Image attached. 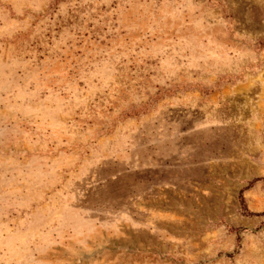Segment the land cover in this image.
I'll return each instance as SVG.
<instances>
[{
  "label": "rangeland",
  "instance_id": "374dc122",
  "mask_svg": "<svg viewBox=\"0 0 264 264\" xmlns=\"http://www.w3.org/2000/svg\"><path fill=\"white\" fill-rule=\"evenodd\" d=\"M0 264H264V0H0Z\"/></svg>",
  "mask_w": 264,
  "mask_h": 264
}]
</instances>
